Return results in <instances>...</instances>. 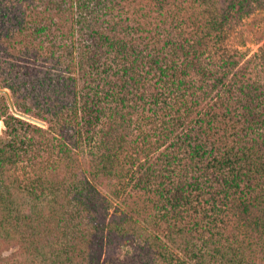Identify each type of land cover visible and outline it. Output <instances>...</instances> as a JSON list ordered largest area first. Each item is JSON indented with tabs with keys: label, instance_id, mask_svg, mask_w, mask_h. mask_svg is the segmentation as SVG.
<instances>
[{
	"label": "trees",
	"instance_id": "1",
	"mask_svg": "<svg viewBox=\"0 0 264 264\" xmlns=\"http://www.w3.org/2000/svg\"><path fill=\"white\" fill-rule=\"evenodd\" d=\"M262 1L0 0L4 241L264 264V50L232 41Z\"/></svg>",
	"mask_w": 264,
	"mask_h": 264
},
{
	"label": "rangeland",
	"instance_id": "2",
	"mask_svg": "<svg viewBox=\"0 0 264 264\" xmlns=\"http://www.w3.org/2000/svg\"><path fill=\"white\" fill-rule=\"evenodd\" d=\"M262 2H264V0ZM232 37V41L240 47L242 52H247L248 59L256 53L260 54V52L264 50V9L253 12L244 19L240 25H237V27L233 29ZM6 91L10 96V92L8 90ZM32 122L45 126V124L38 121ZM3 129L4 124L0 126V134H2ZM49 218L50 216H46V219ZM34 226L35 225L32 224L27 228L30 234L44 233L46 236L50 229V226L45 227L43 225H36V228H34ZM19 231V229L13 230L12 227L5 229L0 226V264H63L61 261L65 259H60L58 257V248L54 247L55 243L51 238L52 236H50L49 240H41V242L38 241L34 244L33 242L17 244L13 241H4L9 237L8 233L18 234ZM119 248L120 249L112 248L107 251L105 250L100 263L104 260L105 255L108 254L105 263L102 261V264H119V259L125 260L127 264H150V258L148 256L142 254L143 258L140 257L139 251L142 250L135 249L134 246ZM129 252H131V254H129ZM120 253L121 255H119ZM90 261L91 260L80 254L74 258L76 264H92ZM65 264L68 263L65 262Z\"/></svg>",
	"mask_w": 264,
	"mask_h": 264
},
{
	"label": "water",
	"instance_id": "3",
	"mask_svg": "<svg viewBox=\"0 0 264 264\" xmlns=\"http://www.w3.org/2000/svg\"><path fill=\"white\" fill-rule=\"evenodd\" d=\"M0 93H5V94L7 95L8 99H9L10 106H11L12 110H14L15 108H14V106H13L12 99H11L10 96L7 94V91H6V90H0ZM18 115H20V114H18ZM20 116H22V115H20ZM22 117H24V118H26V119H29V118H27V117H25V116H22ZM32 121H34V120H32Z\"/></svg>",
	"mask_w": 264,
	"mask_h": 264
},
{
	"label": "bare ground",
	"instance_id": "4",
	"mask_svg": "<svg viewBox=\"0 0 264 264\" xmlns=\"http://www.w3.org/2000/svg\"><path fill=\"white\" fill-rule=\"evenodd\" d=\"M3 125V123L0 121V126H2Z\"/></svg>",
	"mask_w": 264,
	"mask_h": 264
}]
</instances>
